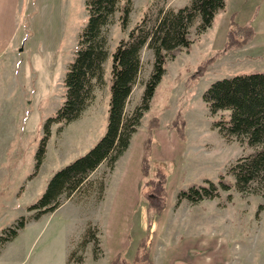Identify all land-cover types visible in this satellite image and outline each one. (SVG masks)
<instances>
[{
    "label": "rangeland",
    "instance_id": "rangeland-1",
    "mask_svg": "<svg viewBox=\"0 0 264 264\" xmlns=\"http://www.w3.org/2000/svg\"><path fill=\"white\" fill-rule=\"evenodd\" d=\"M16 1L13 37L0 48V234L31 213L27 207L37 202L56 170L84 154L103 134L111 51L125 34L115 15L107 31L103 80L80 115L65 122L56 115L65 97L64 73L86 17L84 0ZM188 2L132 0L127 29L145 14L151 22L160 7L177 8ZM248 26L250 31L238 30ZM190 35L191 46L176 50L166 61L132 135L123 175L124 156L112 168L102 163L90 175L103 179L101 198L96 190L87 196L76 194L55 210L28 219L14 238L0 246V264H106L115 247L111 243L125 237L130 222L133 236H138L144 204L150 198L161 199L155 184L136 186L132 172L134 151L141 149L154 119L158 127L147 149V178L157 181L158 168L168 193L162 214L146 216L153 263L264 264L263 186L253 183L251 189L239 192L233 186L224 190L217 183L221 174L222 179L233 181L227 167L249 148L239 136L223 135L219 129L229 110L212 112L202 97L217 79L264 72V0H225L212 23L198 35L191 27ZM245 36L248 40L242 46L230 44ZM153 59L152 50L144 46L126 110L141 101ZM175 118L184 122L183 140L171 127ZM207 180L217 183L216 196L195 202L177 198L180 188ZM137 196L140 203L130 217ZM88 224L96 241L76 252L78 261L74 256L68 263L69 252Z\"/></svg>",
    "mask_w": 264,
    "mask_h": 264
},
{
    "label": "trees",
    "instance_id": "trees-1",
    "mask_svg": "<svg viewBox=\"0 0 264 264\" xmlns=\"http://www.w3.org/2000/svg\"><path fill=\"white\" fill-rule=\"evenodd\" d=\"M224 6L225 0H189L187 4L177 8L160 7L151 22L145 14L127 29L132 0H84L86 17L77 33L73 57L64 73L65 97L56 117L69 122L77 118L93 100L95 87L103 80V62L109 46L108 26L116 15L119 28L125 34L118 39L111 51L105 130L84 154L75 157L51 175L37 202L27 207L31 213L26 217L20 216L16 223L3 229L0 234V246L14 238L18 229L28 219H35L43 213L55 210L65 199L76 194L87 196L94 190L97 197L101 198L103 179H91V173L102 163L112 168L115 161L128 149L132 135L148 108L155 84L165 71L166 61L174 56L176 50L191 46V27L198 35L212 23L215 12ZM238 30L245 33L250 31V28L239 27ZM247 40L245 36L236 42L231 41L230 44L242 46ZM144 46L150 48L153 53L152 72L146 81L141 101L126 110L128 98L138 78L141 50ZM203 68L200 66L199 71ZM202 97L212 112L229 110V118L219 122V129L223 131V135L239 136L249 148L227 167L226 171L233 177V181L222 179V174L220 175L217 180L220 188L227 190L233 186L243 192L251 189L253 183H257L264 189V72L253 71L217 79L203 91ZM183 124L184 122L177 118L171 121V127H176L175 133L180 140L185 137ZM149 126L148 136L142 144L138 187H141L140 183L155 184L161 199L156 201L155 198H150L146 201L144 211L139 215L141 232L138 236H133V230H130L133 224H130L125 245L107 264H154L150 255L152 236L147 231L150 223L146 216L149 212H153L156 217L162 214L167 206L168 192L164 187L166 178L162 174L159 179L161 172L158 168L154 171V175L158 176L157 181L147 178V149L152 131L158 127L157 120L154 119ZM217 183L207 180L206 184H191L187 188H180L177 198L195 202L216 196L218 192L214 191V188ZM139 201L140 198L133 208L132 215ZM94 237V230L88 224L80 240L69 252L68 263L74 256L78 261L80 256H76V252L87 243L96 241L93 240Z\"/></svg>",
    "mask_w": 264,
    "mask_h": 264
},
{
    "label": "crops",
    "instance_id": "crops-1",
    "mask_svg": "<svg viewBox=\"0 0 264 264\" xmlns=\"http://www.w3.org/2000/svg\"><path fill=\"white\" fill-rule=\"evenodd\" d=\"M16 2H17L16 0H0V48L4 44H7L11 40V38L13 37L12 35H13L14 29L12 31V28H14V26L11 25L12 24L11 22H12L13 18L15 17L14 13L16 11ZM2 25H3V27H2ZM130 146H131V141H130L129 147ZM129 147L122 154V157L124 156L126 158V160H127L124 163L123 170H122L123 172L121 171L122 175L125 172V169L128 167V157H129V149H130ZM141 153H142V147L139 150L135 149L134 157L132 158V172L137 177L136 186H138L139 179H140V175H139V167H140V165H139V163H140ZM137 200H138V196H137V199H136V201L134 202V204H133V206L131 208V211H130V214H129L130 217L132 215V211H133V208H134ZM130 224H131V222H130ZM128 227H130V225H128ZM125 231H126V233H125V237L123 239L122 238L121 239L120 238L117 239V237H116L114 242L111 243L115 247H114V250H112L110 252V258L109 259H111L125 245L128 228ZM108 260L106 261V264H107Z\"/></svg>",
    "mask_w": 264,
    "mask_h": 264
}]
</instances>
